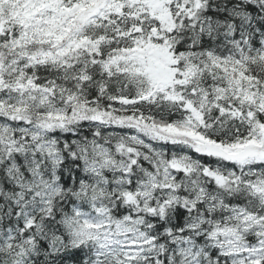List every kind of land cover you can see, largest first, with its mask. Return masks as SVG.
Segmentation results:
<instances>
[{"label": "snow or ice", "instance_id": "snow-or-ice-1", "mask_svg": "<svg viewBox=\"0 0 264 264\" xmlns=\"http://www.w3.org/2000/svg\"><path fill=\"white\" fill-rule=\"evenodd\" d=\"M0 264H264V0H0Z\"/></svg>", "mask_w": 264, "mask_h": 264}]
</instances>
